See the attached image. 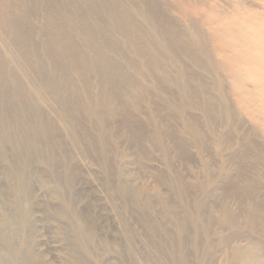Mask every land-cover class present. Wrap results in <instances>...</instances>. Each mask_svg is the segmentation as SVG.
<instances>
[{"label": "rangeland", "instance_id": "rangeland-1", "mask_svg": "<svg viewBox=\"0 0 264 264\" xmlns=\"http://www.w3.org/2000/svg\"><path fill=\"white\" fill-rule=\"evenodd\" d=\"M212 1L222 11H231L237 5L253 12L263 11L262 0H203V3L210 5ZM164 2L170 15L182 19L183 4L179 9L180 4L174 0ZM34 8L37 15L33 29L44 27L45 19L41 14L46 11L45 4L37 2ZM9 13L16 21V12ZM198 17L195 19H200ZM30 28L27 26L26 31ZM50 31L40 32L44 34L43 40L50 38ZM32 33L38 51L44 52L43 40L35 35V30ZM208 40L213 45L209 47L214 48L215 43L211 38ZM54 50L48 47L45 51ZM45 65V70L49 71L53 64ZM55 79L60 81L59 76ZM225 79L227 93L233 101L230 84ZM94 82L93 78L91 84ZM3 83L6 84L4 80ZM1 86L0 83V105L6 113H0V119L6 117L14 128L13 134L38 140L37 146L21 145L16 141L5 143V140L2 143L4 131L0 130V219L6 214L16 216L11 202L9 163L24 167L26 171L30 169L32 173L23 175L26 202L31 207L28 245L35 264H200L202 258L204 264H223L232 247L244 246L250 239L260 236L255 229L258 224L255 228L247 225L245 216L250 211L241 197H248V200L264 197V159L257 157V151L264 148L260 147L264 141L261 138V143L255 133L256 142L249 143L254 126L244 115L238 114L237 107L234 111L239 115L240 127L233 133L232 144L222 153L231 164L226 173L230 176L223 179L219 176L222 174L219 171L221 157L214 146V134L205 129L198 112L193 111L192 116L198 119L191 116L193 127L186 130L183 122L188 114L183 117V113L176 115L170 111L167 98L160 99L155 91L144 92L146 96L141 98L138 110L119 97L112 103L113 118L107 117L104 123L82 111L71 113L72 122H68L49 106V109L36 112L45 126L34 130L18 127L15 109ZM94 86L91 87L93 94L96 92ZM113 89L118 90L117 87ZM167 91L162 94L169 100L178 97V93ZM154 132L161 141L150 139ZM197 132L201 134L198 136ZM201 144L207 148L204 155L200 151ZM205 174H213L219 181L217 190L209 195L200 187ZM253 178H259L261 183L258 181L252 186L248 179ZM44 181L48 182L44 185ZM55 191L62 193L64 205L55 199ZM202 199H205L209 217L196 212L197 201ZM65 207L69 208L66 215L60 211ZM222 213L225 214L222 216ZM74 215L79 222L73 219ZM203 225L208 227V233L200 231ZM85 239L91 244L90 251L84 249ZM209 241L214 242L209 253L197 249L196 245L203 248ZM6 245L1 239L0 264H8ZM260 264H264V255Z\"/></svg>", "mask_w": 264, "mask_h": 264}, {"label": "bare ground", "instance_id": "bare-ground-1", "mask_svg": "<svg viewBox=\"0 0 264 264\" xmlns=\"http://www.w3.org/2000/svg\"><path fill=\"white\" fill-rule=\"evenodd\" d=\"M174 1L180 4L179 9L183 4L180 9L183 10L182 19L169 14L164 0H0V83L3 94L10 98L15 109L18 127L41 130L45 124L38 116L49 106L68 122H72L71 113L82 111L104 123L107 117L113 118L112 103L119 97L138 110L144 92L150 89L157 92L160 99L167 98L168 109L176 115L183 113L184 117L185 113L188 114L183 122L186 130L192 129V113L198 112L205 129L215 137L214 146L221 157L219 171L222 174L219 176L228 179L230 174L226 173L231 164L222 153L234 141L233 133L240 127L238 116L244 115L254 126L249 143H255L256 136L259 141L261 138L264 141V0L262 12L242 9L238 5L231 11H222L213 1L210 5H206L209 1L204 4L203 0ZM37 2L42 6L45 4L46 11L41 14L45 25L33 29ZM11 10L17 14L16 21L10 17ZM193 15L200 16V19ZM27 26L31 27L29 32ZM47 29L51 30V36L43 40L44 34L40 32ZM34 30L35 35L43 40L42 46L55 48L54 52L38 51L32 40ZM210 38L215 43L214 48H211L212 43L209 44ZM63 46L69 49L64 51ZM48 62L53 65L46 71ZM56 76L60 81L55 79ZM225 77L233 101L227 93ZM93 78L96 82L91 84ZM163 82L168 90L178 93L176 99L169 100L164 95L167 89H163ZM235 107L239 115L234 111ZM36 112H39L37 116ZM0 113H6L1 105ZM183 117L180 118L183 120ZM0 130L4 131L2 143L5 140V143L16 141L27 146L38 144L33 137L13 134L14 128L6 117L0 119ZM154 134L150 139L161 141L162 138ZM206 149L200 145L203 155ZM257 153L258 159H264V148ZM9 166L12 169L8 172L13 190L11 202L16 216L6 214L0 219V240L7 244L4 250L8 264H35L28 245L31 207L26 202L23 175L32 172L13 163ZM248 181L252 186L258 181L261 183L259 178ZM47 182L44 181V185ZM202 182L200 187L209 195L217 190L219 181L213 174H205ZM157 189L161 191L159 185ZM55 192V199L62 203V193ZM242 198L250 211L245 216L247 225L255 228L258 224L255 229L260 236L250 239L244 246L232 247L223 264H260L264 255V197ZM205 199L196 204V212L202 216L205 213L208 216ZM62 210L65 215L69 212L66 207ZM73 219L78 221L77 215ZM200 231L208 233L209 229L203 225ZM82 232L80 228L83 235ZM82 243L84 249L91 250L88 239ZM199 245H196L198 250L209 253L214 242L209 241L203 248ZM203 260L200 264H204Z\"/></svg>", "mask_w": 264, "mask_h": 264}]
</instances>
